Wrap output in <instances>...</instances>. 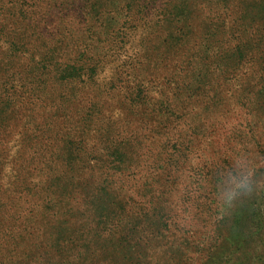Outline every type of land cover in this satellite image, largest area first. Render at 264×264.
Masks as SVG:
<instances>
[{
	"label": "rangeland",
	"instance_id": "374dc122",
	"mask_svg": "<svg viewBox=\"0 0 264 264\" xmlns=\"http://www.w3.org/2000/svg\"><path fill=\"white\" fill-rule=\"evenodd\" d=\"M1 2L0 264H264V0Z\"/></svg>",
	"mask_w": 264,
	"mask_h": 264
},
{
	"label": "clouds",
	"instance_id": "9594fccd",
	"mask_svg": "<svg viewBox=\"0 0 264 264\" xmlns=\"http://www.w3.org/2000/svg\"><path fill=\"white\" fill-rule=\"evenodd\" d=\"M264 187V176L258 175V167L244 156L232 161L221 178L217 192V200L224 208H230L243 196Z\"/></svg>",
	"mask_w": 264,
	"mask_h": 264
},
{
	"label": "trees",
	"instance_id": "16d2710c",
	"mask_svg": "<svg viewBox=\"0 0 264 264\" xmlns=\"http://www.w3.org/2000/svg\"><path fill=\"white\" fill-rule=\"evenodd\" d=\"M9 4L11 3L9 2ZM0 13H5V9L3 8V3L1 2V0H0Z\"/></svg>",
	"mask_w": 264,
	"mask_h": 264
}]
</instances>
